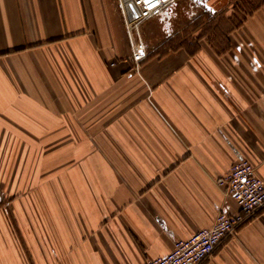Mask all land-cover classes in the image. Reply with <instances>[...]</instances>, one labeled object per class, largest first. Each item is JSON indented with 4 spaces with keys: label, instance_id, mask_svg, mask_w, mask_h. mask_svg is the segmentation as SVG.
Instances as JSON below:
<instances>
[{
    "label": "crops",
    "instance_id": "0c3cea01",
    "mask_svg": "<svg viewBox=\"0 0 264 264\" xmlns=\"http://www.w3.org/2000/svg\"><path fill=\"white\" fill-rule=\"evenodd\" d=\"M242 3L144 22L137 71L116 0H0V264H146L239 212L219 181L241 158L264 181V0ZM203 264H264V210Z\"/></svg>",
    "mask_w": 264,
    "mask_h": 264
},
{
    "label": "built area",
    "instance_id": "2783aa9c",
    "mask_svg": "<svg viewBox=\"0 0 264 264\" xmlns=\"http://www.w3.org/2000/svg\"><path fill=\"white\" fill-rule=\"evenodd\" d=\"M176 1L116 0L131 40L132 60L137 71L150 56L140 37V26ZM218 184L236 201L239 212H221L211 228L202 229L187 240L176 241L170 254L149 260L146 264H203L225 241L264 210V181L258 177L255 166L248 159L237 160Z\"/></svg>",
    "mask_w": 264,
    "mask_h": 264
},
{
    "label": "rangeland",
    "instance_id": "374dc122",
    "mask_svg": "<svg viewBox=\"0 0 264 264\" xmlns=\"http://www.w3.org/2000/svg\"><path fill=\"white\" fill-rule=\"evenodd\" d=\"M178 6H173L167 8L162 14L156 15L146 22L151 27H155V29L159 30L158 35L160 38L165 37V33L163 32L164 27H171L173 29H180L183 26H194L193 21L196 19L198 14L204 13V10H209V8H218V7H227L226 2L224 0L219 4L217 0H178ZM242 3V0H240ZM230 3V1H229ZM243 5V3L241 4ZM180 6V7H179ZM240 7V6H239ZM242 7V6H241ZM205 14V13H204ZM205 18V17H204ZM210 17H206L204 22L210 24ZM155 40V41H158ZM0 199L4 200V194L0 193Z\"/></svg>",
    "mask_w": 264,
    "mask_h": 264
},
{
    "label": "snow or ice",
    "instance_id": "6c2138e0",
    "mask_svg": "<svg viewBox=\"0 0 264 264\" xmlns=\"http://www.w3.org/2000/svg\"><path fill=\"white\" fill-rule=\"evenodd\" d=\"M146 2H147V0H146Z\"/></svg>",
    "mask_w": 264,
    "mask_h": 264
}]
</instances>
